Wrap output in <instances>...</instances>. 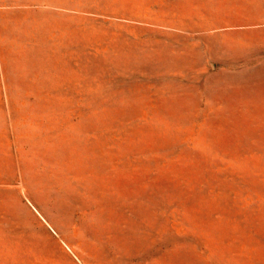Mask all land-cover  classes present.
Returning <instances> with one entry per match:
<instances>
[{
    "label": "rangeland",
    "instance_id": "obj_1",
    "mask_svg": "<svg viewBox=\"0 0 264 264\" xmlns=\"http://www.w3.org/2000/svg\"><path fill=\"white\" fill-rule=\"evenodd\" d=\"M0 264H264V0H0Z\"/></svg>",
    "mask_w": 264,
    "mask_h": 264
}]
</instances>
